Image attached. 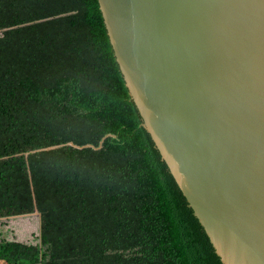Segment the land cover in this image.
I'll return each mask as SVG.
<instances>
[{"label": "trees", "instance_id": "1", "mask_svg": "<svg viewBox=\"0 0 264 264\" xmlns=\"http://www.w3.org/2000/svg\"><path fill=\"white\" fill-rule=\"evenodd\" d=\"M142 125L97 0H0V218L40 213L29 264H223Z\"/></svg>", "mask_w": 264, "mask_h": 264}, {"label": "water", "instance_id": "2", "mask_svg": "<svg viewBox=\"0 0 264 264\" xmlns=\"http://www.w3.org/2000/svg\"><path fill=\"white\" fill-rule=\"evenodd\" d=\"M97 3L142 126L223 264H264V0Z\"/></svg>", "mask_w": 264, "mask_h": 264}, {"label": "rangeland", "instance_id": "3", "mask_svg": "<svg viewBox=\"0 0 264 264\" xmlns=\"http://www.w3.org/2000/svg\"><path fill=\"white\" fill-rule=\"evenodd\" d=\"M41 235V216L38 213L30 215L0 218V248L14 244L19 245L18 250H13L8 255L5 263L0 264H29L33 255L39 248L38 237ZM4 255V252H2ZM2 259V258H1Z\"/></svg>", "mask_w": 264, "mask_h": 264}]
</instances>
